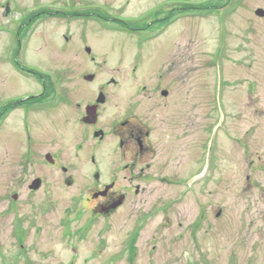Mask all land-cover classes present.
Segmentation results:
<instances>
[{"label": "flooded vegetation", "instance_id": "flooded-vegetation-1", "mask_svg": "<svg viewBox=\"0 0 264 264\" xmlns=\"http://www.w3.org/2000/svg\"><path fill=\"white\" fill-rule=\"evenodd\" d=\"M141 2L0 0V36L4 38L0 42V77L9 73L0 79V169L19 168L8 187L5 172L1 175L0 217L11 214L15 218L11 236L24 245L14 254H4V264H30L28 252L37 251L45 234L50 241L63 235L70 246L64 253L69 264L82 259L88 240L91 243L87 246L92 247L88 258L94 257L99 264L119 260L165 264L167 255L182 258L184 246L199 248L211 241L213 217L222 224L225 209L214 214L215 175H220L227 155H234L237 147L232 145L235 129L233 134L228 129V106L222 108V122L217 109L216 122L202 125L198 132L190 119L182 117L180 97L175 92H180V86L168 87L163 76L152 83L135 80L139 82L127 87L124 81H115V76L96 81L101 64L88 26L102 24L109 31L128 32L145 44L189 18L188 12L203 7L183 5L182 0H159L137 14L128 13L134 3ZM148 20L162 23L159 28L167 27L156 38L150 35L155 31L135 32L144 30L145 26L136 25ZM60 54L82 57L76 69L84 71L86 54L92 71L80 74L78 84H67L54 96V86L46 80L51 74L43 67L49 57ZM146 57L147 67L152 68L162 60L155 63L156 53L143 55L135 50L130 57L131 70H142ZM115 67L118 71L128 68L124 64ZM68 75L71 78L70 71L65 72V79ZM87 76L94 78L87 80ZM82 80L93 84L85 86L80 84ZM144 91L150 95H143ZM17 114L20 117L14 124L7 125ZM15 133L20 134L16 150L6 143L7 135ZM220 133L228 137L231 147L221 144ZM235 139L244 148L243 138ZM22 188L32 201V211L25 213L32 219V245L28 247L29 229L19 206ZM56 212L61 216L57 231H50L53 227L48 223V232L43 224L47 225L46 217ZM158 217L159 223L150 226L151 218ZM79 222L83 225L75 226ZM122 225L125 230L120 232ZM94 228L98 244L93 240ZM110 228L122 243L111 254L102 250L107 243L103 234ZM4 229L0 223V235ZM140 241L152 245L144 248ZM55 254V250L39 251V256L49 255L52 262Z\"/></svg>", "mask_w": 264, "mask_h": 264}, {"label": "rangeland", "instance_id": "rangeland-1", "mask_svg": "<svg viewBox=\"0 0 264 264\" xmlns=\"http://www.w3.org/2000/svg\"><path fill=\"white\" fill-rule=\"evenodd\" d=\"M158 1L143 0L141 3H134L128 13L137 14ZM259 8L264 10V0H228V3L227 0H212L206 6L197 8L192 13L188 12L189 18L180 20L161 38L145 44L135 40L131 33L109 31L102 24L87 28L90 37L96 39L97 57L100 58L101 68L96 71V81L115 76V81L122 80L127 87L135 80H144L146 83L157 82L161 75L168 87L174 89L180 86V92L177 89L175 92L176 96L180 97L182 117L190 119V123L196 125L198 132L202 129V125L208 127L212 121L216 122L219 116L218 103L224 109L225 105L228 106L227 112L231 124L228 129L231 133L235 129V133H232L235 143L232 145L235 144L237 147L234 155L228 154L227 161L221 166V172L228 181L225 182L221 172L220 175H215L214 214L219 209H225L222 224L213 217L211 241L199 248L184 246L188 249H182V258L173 259V254L167 255L165 264H264V17L257 15ZM223 12H226L225 16L222 15ZM142 24L136 27L145 26V29L135 32L157 31L162 23L148 20ZM3 40L4 38L0 36V42ZM217 48H220L218 62L214 60V51ZM135 50L143 55L156 53L153 60L156 63L162 58L160 65L154 68L147 67L149 61L146 57L142 70L133 72L130 67V57ZM83 57L87 67L85 71L81 68L76 69L78 68L76 62L82 57H66L63 54L49 57L43 70L51 74L46 80L52 82L54 96L60 94L67 84H78L81 80L80 74L92 71L88 69L92 65L89 56L84 54ZM122 64L128 68L118 71L115 65L121 67ZM66 71L71 72V78L68 75V79H65ZM1 74L3 72H0ZM8 74L5 73L3 76ZM137 82L139 81H135ZM80 84L92 86L93 83L82 80ZM224 88L225 95H223ZM143 95L148 96L150 92L144 91ZM164 110L168 112L167 108ZM19 117L18 114L12 116L7 125H13ZM226 132L228 133L227 130ZM18 136L20 134L15 133L14 136L6 138V143L13 145L14 150L17 149ZM229 136L231 137V134ZM236 137L240 140L243 138L244 148L241 142L236 141ZM219 141L226 148L231 147L228 137H224L221 133ZM18 170L19 168L0 169V178L4 172L6 174L7 187L13 181L11 177L18 175V173L14 174ZM220 180L225 183L221 185ZM21 192L23 197L21 196L19 206L24 213L21 214V218L24 215L25 227L29 229L25 242V247H28L32 245L30 239L32 219L25 213L26 210L32 211V201L31 196L27 199L24 188ZM49 215L51 216L46 217L47 225H43L48 232L51 229L49 224L53 227L50 231L54 232L53 229L57 231L56 226L59 225L61 216L57 212ZM171 218L174 216L171 215ZM14 219L11 214L0 217V223L5 228L4 233L0 235V254H2L0 264L7 261L6 257L1 261L4 254H14L13 251H19L20 246L23 245L15 241L13 235L11 236V232L15 229ZM159 221V217L151 218L149 224L157 225ZM81 225L83 222L75 224V226ZM107 225L110 224L107 222ZM219 225L222 229H219ZM119 228V231L123 232L125 225ZM94 230L93 240L97 242V228ZM117 234L119 235V232ZM49 237L43 235V242L37 251L28 252L31 258L30 264H69V258L64 253L70 251V246L62 239L63 235L55 238L54 241H50ZM102 240L107 242L102 250L108 251L109 254L122 246L119 239L115 238L114 232H111V228L108 232H104ZM89 243L91 240L84 244L83 257L75 264H87L89 261V264H99L100 261L92 260L94 257L88 258L89 251L92 250V247L87 246ZM140 243L144 248L152 245L144 241ZM40 250L43 253L55 250L56 258L52 262L51 257L45 255L44 257L48 258L45 263V258L39 256ZM21 264L27 262L22 261ZM100 264L111 263L102 261ZM115 264L128 263L126 260H119Z\"/></svg>", "mask_w": 264, "mask_h": 264}, {"label": "water", "instance_id": "water-1", "mask_svg": "<svg viewBox=\"0 0 264 264\" xmlns=\"http://www.w3.org/2000/svg\"><path fill=\"white\" fill-rule=\"evenodd\" d=\"M256 13H257V15H259V16H264V11L261 10V9L257 10ZM93 78H94V76H87V77H86L87 80H92Z\"/></svg>", "mask_w": 264, "mask_h": 264}]
</instances>
